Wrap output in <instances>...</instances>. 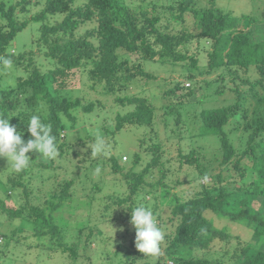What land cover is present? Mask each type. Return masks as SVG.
Returning <instances> with one entry per match:
<instances>
[{"label": "trees", "instance_id": "obj_1", "mask_svg": "<svg viewBox=\"0 0 264 264\" xmlns=\"http://www.w3.org/2000/svg\"><path fill=\"white\" fill-rule=\"evenodd\" d=\"M122 1L85 0L81 4H76L77 0H17L7 7L0 1V17L4 20V23L0 24V56L10 58L11 68L15 70V74L11 76L14 77L12 84L4 87L0 82V116L10 117V126H15L23 133L25 142L31 138L27 132V123L32 115H39L44 123L51 125L52 135L56 138L57 150L60 154L64 152L65 147L66 149L72 147L74 142L82 144L86 140L97 139L96 135L82 134L80 130L74 129L76 120L72 111L81 108L84 112H90L96 103L93 101L82 103L81 96L71 97L67 94L74 74L77 73L78 80L85 76L84 79L92 81V84L104 82L105 89L116 94L135 77L155 78L154 74L144 69L143 61L145 60L158 63L184 64L185 62L192 68L197 66L196 55L182 50L195 39H205L210 42L211 48L207 51L209 68H225L231 74L233 73L231 81L236 83L237 72L241 70L249 72L250 65H253L256 72L260 74V78L253 81L250 88L257 85L264 88V41L252 36L250 29H244L240 24L241 21L246 26L255 24V18L252 15H235L230 10L217 7L215 0H209V6L203 8L192 7L194 0H169V3L165 5L169 15L166 14L162 19V14L153 0L145 4L142 1V5L135 6ZM29 4L36 5L39 9L21 20L18 19L17 14L27 11ZM185 11L191 12L195 19L194 30L172 31L167 23L169 20L181 21ZM59 16H61L60 19L57 18ZM51 17L56 19L51 21ZM89 21L93 22L92 26L85 29L83 34L77 33V29ZM29 22L39 24L37 35L32 40L35 49L30 47L16 54L11 52V43L16 34ZM118 49L135 55L139 60L133 63H129L127 58L119 60L116 52ZM6 73L9 74L10 70ZM188 78L192 79L193 75L189 74ZM221 79H224V76ZM241 82L248 83L246 79ZM233 90L236 93L237 102L225 106L201 108L195 115L200 124L196 123V131L193 132L196 136L210 133L218 136L220 151L216 153L221 156L220 162L226 165L234 159L236 149L224 126L232 123L231 120L237 121L233 124L241 126L242 131L246 132V139L245 147L235 159L234 167L240 170V160L250 155L255 174V178L251 180L253 185L251 192L264 195V106L260 109L252 106L251 111L242 107L244 97L237 91V85ZM172 91L171 89L166 92ZM192 92L193 89H190L188 94ZM218 92L222 93L221 90ZM215 93L207 100L200 97L201 102L210 101ZM259 98H264V94ZM114 101L119 106L125 108L132 106V108L124 113L117 111L113 130L104 131V136L113 137V140H116V134L122 128L133 125L152 127L157 108H164L154 106L146 98L126 93L116 94ZM239 108L243 109L240 113ZM162 113V120L167 125L170 116H173L177 124L179 117L183 121V117L189 115L186 109L182 110V107L175 105H169ZM67 131L77 133V138L70 140L69 134L63 138ZM229 131L231 134L232 129ZM190 133L192 132L188 134ZM146 141H148L145 147L147 153L143 154L145 159L140 152H135L128 162L125 161L127 160L125 155L122 156L124 161L113 154H109L106 159L112 171L122 177L128 190L126 196L115 197V199L118 204L127 203L126 211H129L130 215L131 209L138 205L137 200L139 198L145 200L148 192H152L150 200L155 201L156 198L169 196L168 201L173 202L167 219L175 227L173 234L168 235L169 243L165 245L164 254L159 255L156 264H162L161 260L165 257H168L172 264H219L204 256H184L179 255L178 252L192 253L194 249L206 248L218 236L224 239L226 233L222 231L223 229L216 228L204 212L211 211L218 216L228 215L235 219L243 217L249 208L242 209L232 205L231 201L244 200L247 191L238 188L235 193H230L223 186L210 190L207 185L200 183L193 197L180 200L175 191L180 190L181 185L187 186L192 182H199L203 176H209L208 164L216 157V153L213 156L200 158L194 150L183 151L178 147L176 156L163 159L162 146L156 140L154 133L150 132ZM139 142L145 143V139ZM33 153L37 158L30 160L39 159L40 163L37 165L48 172L52 161L39 156L34 151L26 155L30 156ZM95 157L102 160L106 158L101 155ZM120 162L126 163L120 164ZM138 164L142 167L137 170ZM30 167L31 164L20 172L11 168L5 171L8 173L4 180L0 178L2 194L0 213L6 215L11 222L19 219L31 224L35 237L41 241L47 237L50 241L48 246L52 250H58L72 261L88 259L86 252L90 238L95 234L103 236L104 229L88 227L85 242L82 244L83 253H80L79 242L64 241L61 227L55 222L54 212L64 208L65 204L75 207L68 203L71 198L68 189L72 181H65L58 191L44 193L40 190V192L36 191V197H31L29 196L32 194L29 187L32 184L31 181L37 182V178L42 180L44 177L39 167L33 171ZM220 176V174L216 175L218 180H221ZM239 176H243L242 171H239ZM41 184L43 185V182ZM20 199H23L24 203L18 206L6 204L7 200L18 203ZM149 201L143 202L147 204L150 203ZM152 211L155 213L154 209ZM112 213L109 217L110 222L106 218L109 228L113 225L111 222L119 219V214L113 211ZM253 218V220L257 219L253 235L264 240V220L259 217L258 212L253 214ZM126 223V215H123L118 225ZM21 229L22 226L19 227V225L11 228L9 237ZM131 229L135 230L133 226ZM80 231L83 229L79 228L78 232ZM0 236L4 237L5 233L0 231ZM77 237L80 235L78 234ZM113 238L109 243L108 239L103 237L100 240L106 241L105 246L110 244L113 246ZM105 252L106 257L118 258L119 244H116L111 252L107 250ZM237 258L238 264H264V250L251 248L247 244L241 248ZM119 259L121 262L114 264L133 263L136 260V254L127 249Z\"/></svg>", "mask_w": 264, "mask_h": 264}, {"label": "rangeland", "instance_id": "obj_2", "mask_svg": "<svg viewBox=\"0 0 264 264\" xmlns=\"http://www.w3.org/2000/svg\"><path fill=\"white\" fill-rule=\"evenodd\" d=\"M0 1L7 7L17 0ZM83 1L85 0H77L76 4H81ZM142 1L145 4L149 0H123L122 2L135 6L137 4L142 5ZM153 2L157 4L162 14V19L165 18L166 14L169 15L165 9V5L169 3V0H153ZM209 4V0H194L191 6L194 8H203L209 6ZM215 5L223 10H230L238 16L241 14L252 15L255 18V24L246 26L243 25L242 21L240 24L244 29L249 28L252 36L264 41V0H215ZM37 9H39L38 6L29 4L27 11L17 14L18 19L21 20L31 15ZM60 17L57 18L60 19ZM55 19L56 17L50 18L51 21ZM194 20L192 13L185 11L181 21L174 22L169 20L167 25L172 31L183 29L194 30ZM2 23H4V20L0 17V24ZM92 24L93 22L91 21L86 22L77 29V33L83 34L84 30L92 26ZM37 27H39V24L29 22L23 30L16 34L11 43L10 51L16 54L30 47L35 49L32 40L37 35ZM210 48L209 41L195 39L182 49L188 54L193 53L196 55L198 63L193 68L185 62L184 64H180L169 62L158 63L151 60L143 61L144 69L154 74L155 78L135 77L132 81L127 82L126 86L116 94L126 93L128 95L143 97L148 102L153 103L154 106H163L164 108H157L152 127L133 125L129 128H122L116 134V140H113V137L107 138V135L104 136V131L107 129L113 130L115 113L117 111L124 113L132 108V106L125 108L124 106L117 105L114 101L116 94L108 92L105 89L104 82L92 84V81L84 79L85 76H82L78 80L77 73L74 74L71 78L72 85L68 87L67 94L71 97L81 96L82 103L89 101L96 102L93 110L90 112H84L81 108L72 111L76 120L74 129L80 130L82 134H91L93 136L99 132L103 136L104 151L102 153H95L94 149L97 139L86 140L82 144L74 142L72 147L67 148L68 150L65 147L62 154L58 152L55 158L49 159L52 162L48 172L42 169L40 165H37V163H40L39 159L35 161L31 160L30 169L33 171L39 167L40 173L44 178L42 180L37 178V182L30 180L32 184L29 187L32 194L29 196L36 197V191L40 192V190L44 193L58 191L62 188L65 181H72L68 189L71 195L68 203L75 205V207L65 204L64 208H60V210L54 212L55 222L61 227L62 238L68 243L79 242L80 253H83L82 244L85 242V234L88 231V227L103 228L104 235L100 236V234H95L92 236L86 252L88 259H76L74 262L65 254L59 253L58 250H52L48 246L50 241L47 237L43 241L35 237L31 224L19 219H14L11 222L7 219L6 215L0 213V231L3 234L5 233L4 237L0 236V264H114L115 262H121L119 258L127 249L136 254V260L133 263L125 262V264H143L144 262H147V264H156L159 256L144 255L135 247V230L131 229V215L128 213L129 211H126L127 203L118 204V201L115 199V197L121 198L127 195V186L122 177L112 171L109 166V161L106 159L109 154H113L117 158H122V161H124L122 156L125 155L127 157L125 161L128 162L129 159H132L135 152H140L145 159L146 157L143 154L147 153L145 147L148 145V141L146 140L150 132L154 133L156 140L162 146L163 159L173 157L174 155L176 156L178 147L183 151L194 150L200 158H203V156H213L216 152L220 151L218 136L211 133L196 136L193 132L196 131V123L198 122L200 124L195 115L199 113L201 108L235 104L237 102V96L233 89L236 85L237 91L244 97L242 107L250 110L252 106H257L259 109L264 106V98H259V96L264 94V88L259 85L252 89L250 88L251 83L260 78V74L256 72V68L250 65L249 72L238 71L236 83H234L231 81L233 73L231 74L230 71L225 68L222 69V67H208L207 51ZM116 52L119 60L127 58L129 63L139 60L135 55L122 49H118ZM11 67L9 68L0 64V82L4 87L14 82V77L11 76L15 74V70H12ZM8 70H10V73L5 74ZM121 73L124 72L121 71ZM189 74L193 75L192 79L188 78ZM7 75L9 77H6ZM222 76H224V79H221ZM244 79L248 83L241 82ZM177 83L178 88H176ZM171 89L173 90L171 93L166 92ZM190 89H193V92L189 95L188 92ZM220 90L222 93L218 92ZM213 93H215L213 99L203 103L201 102L200 97L207 100L212 97ZM167 103H169L168 106L175 105L182 107V110L186 109L189 115L183 117V121L179 117L177 124L173 116H170V121L167 125L162 120V112L168 108ZM242 110V108H239L238 112L240 113ZM231 122L225 125L224 129L227 131L230 141L236 149L234 159L232 158L233 160L225 165L220 162L221 156L216 153V157L208 164L209 171L207 172H210L209 176H203L199 182L195 181L187 186L181 185L180 190L175 192L178 193L180 200H186L194 196L195 192L199 189L200 183L207 185L210 190L212 188L216 189L217 186H223L230 193H235L240 188L247 191L244 200H232L231 204L242 209L248 207L249 211L246 215L238 219L228 215L218 216L214 212L205 211L204 215L212 220V224L216 228L223 229L222 231L226 233V237L223 239L218 236L206 248L194 249L195 251L192 253L178 252L179 255L204 256L208 260H213L219 264H238L237 256L243 246L248 244L251 248L264 250V240L253 235V229L256 225L255 220H257L256 218L253 220V214L258 212L259 217L264 220V195L251 192L253 187L251 180L255 178V174L252 167V157L250 155H246L240 160V170L234 167L235 159L245 147L246 132L242 131L241 126L233 124L237 121L231 120ZM230 129H232L231 134L229 133ZM190 131L192 133L188 134ZM67 134L70 135V140L77 138V133H73V131L65 132L63 138ZM141 139H145V143H140L139 141ZM113 144H115L114 147ZM66 150L67 152H65ZM100 155L106 158L102 160L99 157H95ZM31 158H37L35 153L29 156V159ZM126 162H120V164ZM203 162L205 163L204 160ZM141 167L138 164L136 169L138 170ZM11 168L6 158L0 157V178L2 180L5 179L8 173L5 171H9ZM239 171L243 172V176H239ZM217 174L221 175V180L217 179ZM42 182L43 185L41 184ZM151 193L148 192L145 200H150ZM154 195L155 197L157 196L155 193ZM20 198L24 199V197ZM23 199H20L18 203L7 200L6 204L9 206H18L24 203ZM168 199L169 196L166 198H156L155 201L154 199L150 200V203L147 204L143 202L145 200H141L140 198L137 200L139 206H145L151 211L152 209L155 211V213L152 212L156 222L165 234L164 241L161 244V253L163 254L165 245L169 243L168 235L173 234L175 227L167 219L173 203L169 202ZM112 211L119 214V219L118 221L111 222L113 225L109 228L106 218L110 222L109 217L113 214ZM107 214L108 217H106ZM123 215H126L127 223L118 225ZM158 216H160L159 219ZM17 225L19 227L22 226V229L9 237V230ZM79 228L83 229L80 233L78 232ZM78 234L80 237H77ZM101 237L108 239V243L114 237V245L112 246L110 244L105 246L106 241L101 242ZM116 244H119V257H106L105 254L107 253L105 251L111 252ZM121 259L124 260V258ZM161 263L172 264L168 257L162 259Z\"/></svg>", "mask_w": 264, "mask_h": 264}, {"label": "clouds", "instance_id": "obj_3", "mask_svg": "<svg viewBox=\"0 0 264 264\" xmlns=\"http://www.w3.org/2000/svg\"><path fill=\"white\" fill-rule=\"evenodd\" d=\"M4 66L11 67L12 60L0 56ZM10 117L0 116V157L6 158L8 164L17 172L27 168L30 164L26 153L37 152L43 158H55L58 155L56 138L52 135L50 124L44 123L39 115H32L27 123V132L30 139H23V133L15 126H10ZM97 142L95 153H102L105 145L103 137L96 133ZM131 225L135 229V247L147 256H159L161 244L165 234L157 224L153 212L145 206H136L131 209Z\"/></svg>", "mask_w": 264, "mask_h": 264}]
</instances>
